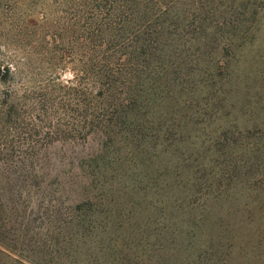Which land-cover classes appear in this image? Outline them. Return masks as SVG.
<instances>
[{"label": "trees", "instance_id": "obj_1", "mask_svg": "<svg viewBox=\"0 0 264 264\" xmlns=\"http://www.w3.org/2000/svg\"><path fill=\"white\" fill-rule=\"evenodd\" d=\"M249 2L238 6L246 18L229 22L213 18L215 5L204 12L202 5L200 12L190 8L182 19L193 18L187 35L188 26L171 16L173 3L166 0H72V80L62 82L53 74L43 82L27 58L0 62V84L15 83L0 90V169L36 178L47 146L95 133L111 139L121 132L133 140L132 127L144 123L139 132L142 137L147 132L144 138L152 145L147 160L138 164L151 168L152 196L164 201L166 215L135 224L137 234L125 240L111 210L100 222L97 217L105 212L86 200L82 206L88 213L76 226L88 232L74 239L86 246L84 264H232L233 253L249 264L250 255L264 246V186L241 184L244 179L232 176L208 183L203 173V155L217 139L227 141L229 126L215 141L201 139L204 118L216 113L207 104L200 108L199 94H215L220 86L211 103L225 111V124L234 84L241 80L229 57L220 59L213 73L206 60L187 59L189 49L204 54L210 44L224 50L252 43L264 27V6ZM33 43L26 56L36 54ZM215 174L211 171L208 180Z\"/></svg>", "mask_w": 264, "mask_h": 264}, {"label": "rangeland", "instance_id": "obj_2", "mask_svg": "<svg viewBox=\"0 0 264 264\" xmlns=\"http://www.w3.org/2000/svg\"><path fill=\"white\" fill-rule=\"evenodd\" d=\"M166 1L173 3L171 16L180 25L188 26L187 22L193 18L182 22L184 13L190 8L199 11L200 5L203 12L215 5L213 18L221 16L226 22L246 18L243 8L238 9L241 0ZM250 3L264 6V0H250ZM220 10L225 13H219ZM71 25L72 0H0V62L13 63L9 60L14 59L26 63L25 58L31 59V66L39 70L43 82L53 74L62 82L72 80V59L68 57L72 50ZM185 31L188 35L192 27L188 26ZM32 42L37 52L26 56L27 45ZM188 45L193 43L188 41ZM214 46L208 45L204 54L189 49L187 59L206 60L208 72L213 73L217 62L229 57L235 70L233 74L241 81L233 83L236 90L233 107H229L225 124V111L211 103L219 96L220 86L216 85L215 94L211 90L199 94L198 98L203 101L200 108L207 104V110L216 113L210 120L211 113L204 118L201 139L215 141L229 126L227 141L217 139V144H211L208 152L202 151L206 167L204 180L225 183V178L232 176L236 180L244 179L241 184L250 180L247 185L264 186V180H257L258 176H264V27L248 45L224 50H215ZM23 72L28 74L27 70ZM12 84L15 83L0 84V90ZM174 88L169 92L173 94ZM143 124L132 127L137 135L133 140L121 132L111 139L95 133L82 141H59L47 146L42 151V168L36 178L25 179L20 172L0 169V264H84L86 246L74 239L88 232L76 226L78 218L82 220L87 212L82 203L88 199L99 204L100 213L105 212L97 217L100 222L111 210V220L119 219L122 223L118 235L125 240L137 234L135 224L142 225L159 218L160 214L166 215L164 201L155 202L152 196L151 168L138 164L140 159L147 160L152 145L144 138L147 132L144 137L139 132ZM211 171L216 174L209 181ZM78 205L80 210L76 209ZM97 234L95 230L92 240ZM230 259L232 264H241L236 253ZM247 262L264 264V246L251 254Z\"/></svg>", "mask_w": 264, "mask_h": 264}]
</instances>
